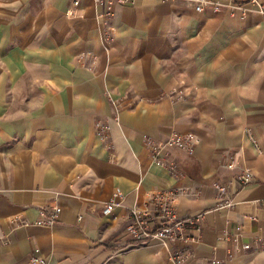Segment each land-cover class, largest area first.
<instances>
[{"label": "crops", "instance_id": "0c3cea01", "mask_svg": "<svg viewBox=\"0 0 264 264\" xmlns=\"http://www.w3.org/2000/svg\"><path fill=\"white\" fill-rule=\"evenodd\" d=\"M69 8L0 0V264H27L34 249L49 264H169L153 244L127 247L124 208L101 214L115 189L130 207L149 188H182L178 215L204 213L198 240L175 245L184 264H264V19L134 0L115 4L105 40L92 0L79 17ZM97 120L111 124L106 142ZM172 132L197 137L193 153L172 150L174 176L144 144ZM241 168L252 182L216 210L213 183ZM51 206L54 226L21 225Z\"/></svg>", "mask_w": 264, "mask_h": 264}, {"label": "built area", "instance_id": "2783aa9c", "mask_svg": "<svg viewBox=\"0 0 264 264\" xmlns=\"http://www.w3.org/2000/svg\"><path fill=\"white\" fill-rule=\"evenodd\" d=\"M82 0H70L71 8L68 9V17H79V6ZM97 8L96 18L105 28L104 39L109 40L110 35L107 22L113 16L116 3L133 2L134 0H92ZM162 1H181L190 3L197 12L205 9L213 11H227L230 14H257L264 19V0H162ZM111 124L105 120H97L94 124L95 136L106 142L110 136ZM245 133L251 139L254 146H257L251 132L245 129ZM149 151L152 164L163 168L168 175L178 174L176 158L171 153L172 150H180L191 154L197 144V137L193 134H182L172 132L165 139L146 138L144 141ZM228 170L235 168L234 161L225 165ZM253 174L249 169L241 168L235 175L226 182H215L213 187L217 193L218 204L216 210H226L234 206V195L240 189L251 183ZM184 189L172 188L159 190L149 188L140 196L138 203L127 207L124 206L125 196L120 189H115L109 199L103 203L101 214L104 217H111L117 208H124L127 212V223L124 227V235L130 240L127 247L157 246L160 251H164L169 264H184L190 256L187 249L176 247L189 239L185 236L188 232H195L197 236H192L190 240H198L200 235V223L204 213L191 216L180 217L176 211L175 203L179 195L183 194ZM260 206H264V200L260 201ZM58 206H51L38 211L37 218L32 221H23L22 226H41L52 227L58 220L60 214ZM76 222L85 229L87 226L82 215L77 216ZM251 245L245 244L243 249H249ZM157 256V253H155ZM27 264H49L39 255V250L34 249L29 257ZM195 264H224L217 258H208L197 261Z\"/></svg>", "mask_w": 264, "mask_h": 264}, {"label": "rangeland", "instance_id": "374dc122", "mask_svg": "<svg viewBox=\"0 0 264 264\" xmlns=\"http://www.w3.org/2000/svg\"><path fill=\"white\" fill-rule=\"evenodd\" d=\"M146 247H148V245L147 246H139V247H135L136 249H141V248H146Z\"/></svg>", "mask_w": 264, "mask_h": 264}]
</instances>
